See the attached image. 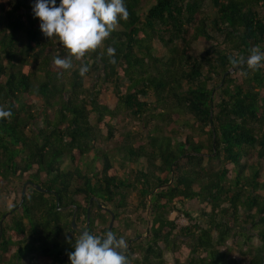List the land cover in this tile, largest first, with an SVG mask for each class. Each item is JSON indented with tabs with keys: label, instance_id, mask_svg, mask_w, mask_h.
<instances>
[{
	"label": "trees",
	"instance_id": "trees-1",
	"mask_svg": "<svg viewBox=\"0 0 264 264\" xmlns=\"http://www.w3.org/2000/svg\"><path fill=\"white\" fill-rule=\"evenodd\" d=\"M145 1L124 0L128 19L70 70L53 65L67 51L41 33L34 0L0 2V107L13 113L0 119V221L33 184L3 220L0 264H70L66 237L106 236L111 213L129 264H170L165 253L172 264H264V67L230 64L264 52V0H153L142 11ZM121 117L122 143L101 146Z\"/></svg>",
	"mask_w": 264,
	"mask_h": 264
},
{
	"label": "clouds",
	"instance_id": "clouds-1",
	"mask_svg": "<svg viewBox=\"0 0 264 264\" xmlns=\"http://www.w3.org/2000/svg\"><path fill=\"white\" fill-rule=\"evenodd\" d=\"M40 21V31L48 39L57 38L61 47L66 49L67 56H56L53 65L58 69L73 68L72 58L81 60L87 53L96 50L119 27L121 20L126 21L129 12L124 0H36L32 9ZM116 49L107 48V55L112 57L110 63L115 64ZM233 68L247 65L251 71L264 67V52L259 46L253 47L245 58H230ZM88 67L82 65L79 74L84 76ZM241 76L247 72L241 71ZM10 110L0 107V119L10 118ZM73 251L68 254L70 264H129L124 254L127 243L123 238L117 239L112 232L106 236L92 235L83 231L73 242L66 237Z\"/></svg>",
	"mask_w": 264,
	"mask_h": 264
},
{
	"label": "rangeland",
	"instance_id": "rangeland-1",
	"mask_svg": "<svg viewBox=\"0 0 264 264\" xmlns=\"http://www.w3.org/2000/svg\"><path fill=\"white\" fill-rule=\"evenodd\" d=\"M6 1H8V0H0V2H3V3H5ZM34 2H36V0H34ZM153 2H154L153 0H146V1L144 2V4H143V9H142V11H146V10L151 6V4H152ZM205 11L210 12L211 9L206 5V9H205ZM212 11H214V10H212ZM210 45H211V43H209V42L203 40L202 38H201V39H198L197 41H195V42L192 44V49H193V53H194V55L197 56V57H200V58L204 57V55H205L206 51L208 50V48L210 47ZM154 47H155V49H156L160 54H164V53H166V52H165V49L162 48L158 43H155V44H154ZM233 77L236 78L237 82H238V80H240V78H241V77H240L239 75H237V74H234ZM25 98H26V99H31L33 102H35V103H37V104L39 103L38 100L35 99V98H33V97H27V96H25ZM109 101H110V102L113 101V98L111 97L110 94H109ZM38 105H39V104H38ZM90 121H91L92 124H95V115H94V114H91V115H90ZM114 124L117 125V131L115 132L113 139H111V140H109V141H107V140L105 141V140H104V139H105L104 136L106 135V130H105V129H102V130H101V135H102V137H103V138H102L103 140L101 141V146L110 149V148H113V147L117 146L118 144L122 143V141H123V139H122V135L125 134L126 131L128 130V125H129V124H128L127 122H124V119H123L122 117H121L120 119L115 120ZM189 132H190V131H189L188 129H180V130H179V133H181V134H185V133H189ZM218 167H219V164H218L217 162H214V163H213V168H214V169H217ZM262 193L264 194V192H262ZM8 197H9V199H14V194L12 193V194L8 195ZM12 204H13V203H12L10 200H6V204H5V205H7V206H6L7 209L10 208V207H12ZM183 206H184V208H187V209H196V207H198L197 204H196L195 202H189V203H186V204L183 205ZM3 210H4V208H3V204L0 202V211H3ZM172 217H176L175 214L172 215ZM120 231H123V230H120ZM232 240H233V239H232ZM230 243H232V241H230L228 244L230 245ZM252 244H253L254 246H258V245H259V242L257 241L256 238H253V239H252ZM231 256H232V258L236 259L237 261H242V258H240L236 252L231 253ZM164 258H165V260H166L168 263H170V264L173 263V259H172L171 254H169V253H165ZM242 262H243V261H242ZM25 263H27L26 260L24 261V264H25ZM243 263H244V262H243ZM245 263H246V262H245Z\"/></svg>",
	"mask_w": 264,
	"mask_h": 264
},
{
	"label": "water",
	"instance_id": "water-1",
	"mask_svg": "<svg viewBox=\"0 0 264 264\" xmlns=\"http://www.w3.org/2000/svg\"><path fill=\"white\" fill-rule=\"evenodd\" d=\"M230 72L232 73L233 70H231ZM213 148H214V138H213ZM28 185H31V186H32L33 184L30 183V182H26V183L23 185V187H22V191H21V195H20V197H21V202H22L23 199H24L25 191H26V188H27ZM35 189H36L37 191H39V192H45V191L42 190L39 186H35ZM92 201H93V199L90 200V203H91ZM21 202H20L15 208H13L9 213H7V215L10 214V213H12V212H14V211H16V210L20 207ZM7 215H5V216L1 219V221H0V237H1V234H2V223H3L4 218H5ZM88 223H89V209L87 210V222H86V225H85L86 227H88ZM113 224H114V214L111 213V220H110V223H109V225H108L107 233H108V232H112ZM71 225H72V228H73V229L76 228V226H75V224H74V220L71 222ZM147 227H149V222H148ZM83 231H85V230H83ZM83 231H82V232H83ZM82 232H81V233H82ZM140 238H141V237H140Z\"/></svg>",
	"mask_w": 264,
	"mask_h": 264
},
{
	"label": "built area",
	"instance_id": "built-area-1",
	"mask_svg": "<svg viewBox=\"0 0 264 264\" xmlns=\"http://www.w3.org/2000/svg\"><path fill=\"white\" fill-rule=\"evenodd\" d=\"M176 223H178L179 225H186L187 222L183 217H178L176 218Z\"/></svg>",
	"mask_w": 264,
	"mask_h": 264
},
{
	"label": "flooded vegetation",
	"instance_id": "flooded-vegetation-1",
	"mask_svg": "<svg viewBox=\"0 0 264 264\" xmlns=\"http://www.w3.org/2000/svg\"><path fill=\"white\" fill-rule=\"evenodd\" d=\"M75 229H79V228H75ZM82 232V231H81Z\"/></svg>",
	"mask_w": 264,
	"mask_h": 264
}]
</instances>
